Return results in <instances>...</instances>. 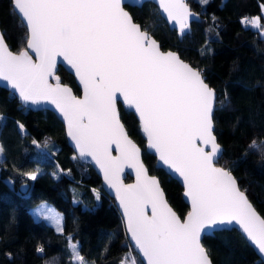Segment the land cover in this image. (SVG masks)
<instances>
[{
  "label": "snow or ice",
  "instance_id": "snow-or-ice-1",
  "mask_svg": "<svg viewBox=\"0 0 264 264\" xmlns=\"http://www.w3.org/2000/svg\"><path fill=\"white\" fill-rule=\"evenodd\" d=\"M12 4L27 26V49L35 53L36 61L26 50L10 51L0 33V79L8 81L22 101L49 100L60 110L80 155L91 156L116 190L128 231L148 264H211L201 244L202 231L233 222L264 253V218L257 215L231 171L217 167L221 147L213 135L216 96L200 70L175 53L161 51L124 10L123 0H12ZM159 4L180 24L181 32L188 28L191 13L184 0ZM251 23L260 27L259 18ZM57 57L75 70L83 99L61 86L58 77L56 85L48 83ZM117 94L139 114L149 148L183 178L192 205L183 221L169 207L158 179L141 163L140 149L120 121ZM112 145L118 157L111 155ZM256 146L255 141L249 145ZM125 163L136 168L135 185H123L119 179ZM70 247L79 264H85L76 246Z\"/></svg>",
  "mask_w": 264,
  "mask_h": 264
},
{
  "label": "trees",
  "instance_id": "trees-1",
  "mask_svg": "<svg viewBox=\"0 0 264 264\" xmlns=\"http://www.w3.org/2000/svg\"><path fill=\"white\" fill-rule=\"evenodd\" d=\"M188 2L202 20L193 22L182 40L155 4L127 8L163 49L177 51L217 92L215 134L223 147L218 164L234 174L264 217V36L245 23L262 17L264 0ZM0 27L12 50L26 48L28 30L12 0H0ZM58 75L81 94L72 74L60 67ZM120 112L130 136L143 148L150 173L160 178L170 204L184 217L189 206L183 187L156 167L136 115L121 105ZM253 141L257 146L250 148ZM0 147V264H79L70 237L79 242L85 264H130V244L115 200L93 167L76 157L65 126L52 111L26 108L0 88ZM24 183L29 184L26 193L20 190ZM42 201L63 213V233L35 219L32 207ZM203 243L213 264H264L235 229L215 232Z\"/></svg>",
  "mask_w": 264,
  "mask_h": 264
},
{
  "label": "water",
  "instance_id": "water-1",
  "mask_svg": "<svg viewBox=\"0 0 264 264\" xmlns=\"http://www.w3.org/2000/svg\"><path fill=\"white\" fill-rule=\"evenodd\" d=\"M189 0H184V3L187 5V8L188 10L190 11L191 13V16L187 18V23H188V28L185 29L183 32H181V26L179 23H177L176 21L174 20H171L169 19L168 15L166 12H164V10L160 7V4H159V0H123V4L122 6L124 7V10L126 12H128L130 14V16L132 17L133 19V22L140 25V23L136 22L130 12V10L127 8V6H131V7H142L145 3L147 2H151L153 4H155L157 6V8L159 9V12L161 14V16L164 18V20L167 22V24L169 25L170 29L171 30H175L177 32V35L179 37L180 40H182L188 33H191L192 32V23L193 22H196V21H201L202 18H201V15L198 14L197 12H195L191 5L189 4L188 2ZM14 8V7H13ZM15 12L17 13V10L14 8ZM17 15L20 17V19L22 20L21 16L17 13ZM22 22L24 23V21L22 20ZM25 24V23H24ZM26 26V24H25ZM27 27V26H26ZM141 29L144 30V31H147L145 29L142 28V26L140 25ZM28 30V29H27ZM0 33L3 34L2 32V29L0 27ZM147 33L149 34V36L154 39L157 44L159 45V48L161 51L163 52H172V53H175L180 60H182L184 63H187L189 64L191 67H193L194 69H198L196 67H194L192 64H190L189 62L185 61L181 56L180 54L175 51V50H172V49H168V50H165L162 48L160 42L150 33L147 31ZM3 40H4V43L7 45L8 49L10 51H12L14 54H18L19 52L21 51H27L28 54L32 57L33 61L35 62L36 61V55L35 53L31 50V49H27V45H26V48L19 51V52H16L14 50H12L10 48V46L8 45L5 37H4V34H3ZM60 67H63L66 71H68L70 74H72L74 77H75V80H76V83L77 85L79 86L80 90H81V94L78 95L76 94V92L74 91V89L66 84V83H63L62 81H60V78H59V75H58V70ZM199 70V69H198ZM202 74V77L205 81V83H207V81L205 80V77L203 75V73L201 72ZM57 77L59 78V83L61 84V86H66L68 87L70 90H71V93L72 95L76 96L78 99H83L84 97V88H83V84L80 82L79 80V77L75 74V70L71 68L70 65L67 64L66 61L63 60L62 57H57V63H56V68L54 69V74L50 77H48V83L49 84H52V85H56L57 83ZM208 84V83H207ZM208 86L210 87V85L208 84ZM0 88H5L7 89L8 91L12 92L13 94H15L18 99L20 100V102L22 103V105L26 108H29L33 111H40V110H49V111H52L59 119L60 121L63 123V125L65 126V131H66V137H67V141H68V144L69 146L73 149L76 157L81 160L83 163H86L88 165H91L93 167V169L96 171V173L99 175V177L101 178L102 180V187L104 189V191L110 196L112 197L114 200H115V203H116V206L120 212V215L123 219V222H124V226H125V231H126V234H127V239L129 241V244L132 246L133 250L138 254L140 260L142 261L143 264H148L147 262V258L143 255V253L141 252V250L139 249V247L136 245V242L135 240L132 238V235L131 233L128 231V228H127V218L124 214V208L123 206L121 205L120 203V200L117 198V194H116V190L112 187L109 186L108 182L106 181L105 179V176H104V173L103 171L100 169V166L95 162V160L92 159L91 156H81L80 153H79V150L76 148L75 146V141L72 140V138L68 135V126H67V122L63 116V114L60 112L59 109H57L55 107V105H53L51 103V101L49 100H39L37 103H32L31 101H28V102H25V101H22L19 97V93L14 89L12 88V86L9 84L8 81H5L3 79H0ZM211 88V87H210ZM213 89V88H211ZM214 90V89H213ZM214 93H215V96H216V104H215V110H216V105H217V92L214 90ZM118 95V99H117V102H116V108H117V112L119 114V117H120V121L121 123L124 125V128H125V131L127 132L129 138L133 141V143L140 149V155H139V159L141 161V163L144 165V167L146 168L147 170V174L151 177H156L159 181V184H160V187L162 188L163 192H164V198L165 200L167 201L168 205L170 208H172V210L181 218V221H183L189 212H191L192 210V205H191V200L190 198L186 197L185 195V185H184V182H183V178L180 177L178 174L172 172L167 165H164L162 161H160L159 159V156L158 154L155 152L154 149H151L149 148L148 146V139H147V134L143 131L142 129V122L139 118V114L135 111L134 108H131L129 107V105L123 100L122 97ZM120 105L127 111H131L133 112L139 123H140V126H141V130L146 138V151L153 154L155 157H156V167L157 168H160V169H164L172 178L176 179L180 185L183 187V198H184V201L187 203V205L189 206V212L184 216V217H181L178 212L174 209V207L170 204L168 198H167V195H166V192L161 184V181H160V178L157 176V175H154V174H151L146 163L144 162V158H143V148L130 136L123 120H122V117H121V112H120ZM215 110H214V113H213V135L216 137V134H215V123H214V114H215ZM216 141L217 143L220 145L221 147V153H220V156L218 158V162H219V159L220 157L222 156L223 154V147L222 145L218 142V139L216 137ZM206 150H210V146L208 149ZM111 155L113 157H118L120 155V153L118 151H116V147L115 145H112L111 146ZM217 167H222L221 165H219L217 163ZM232 173V172H231ZM232 175L234 176V174L232 173ZM131 177L132 180L130 181H127V178L128 177ZM234 178L236 179V177L234 176ZM119 179L120 181L122 182L123 185H135L137 183V172H136V168L135 167H131L129 166L127 163L123 164L122 166V170L120 171L119 173ZM237 181V185L238 187L240 188L241 191H243L249 202L252 204L253 208L255 209L257 215H259L261 218H264L262 216V214L258 211V209L256 208V206L254 205V203L250 200L249 196L247 195V193L241 189V187L239 186V183H238V180L236 179ZM29 189V184L28 183H24L23 185L20 186V190L23 192V193H26ZM147 211L149 213V215L151 214V206L149 205L148 208H147ZM237 230L245 239L246 241L249 243V245L254 249V251L256 252V254L259 256V258L261 259V261H263L264 263V253H261L259 251V249L247 238L246 234L242 231V229L239 227L238 224H236L235 222L231 223V224H223V225H218L216 227H213V228H208L204 231H202L201 233V244L202 246L205 248L206 252H207V255H208V258L211 262V264H213V261L209 255V252L208 250L206 249V247L204 246V243H203V239L206 237V236H209V235H212L214 234L215 232H218V231H222V230Z\"/></svg>",
  "mask_w": 264,
  "mask_h": 264
},
{
  "label": "rangeland",
  "instance_id": "rangeland-1",
  "mask_svg": "<svg viewBox=\"0 0 264 264\" xmlns=\"http://www.w3.org/2000/svg\"><path fill=\"white\" fill-rule=\"evenodd\" d=\"M257 18H259L260 27L253 26L252 23H251V26L255 29L260 30L261 35L264 36V8H263L262 17L261 16H254L252 18V21L254 19H257ZM32 212H33L36 220H38V221L44 220L47 223H49L50 225H52L58 232H60V233L64 232V216H63V213L58 208H56L52 203H50L48 201H42L39 204L32 207ZM57 221H59V225L57 224ZM70 244L76 246V251L79 253V256L82 257V255L80 253V249H79V242L72 240V238L70 237ZM71 249H72V247H71ZM72 251H73V249H72ZM130 254H131L130 264H133V262H134V264H139L137 259L135 258V255H134L131 247H130ZM73 257H74V251H73ZM74 260L79 263V261L76 260L75 258H74ZM84 260L85 259L83 258V261Z\"/></svg>",
  "mask_w": 264,
  "mask_h": 264
},
{
  "label": "built area",
  "instance_id": "built-area-1",
  "mask_svg": "<svg viewBox=\"0 0 264 264\" xmlns=\"http://www.w3.org/2000/svg\"><path fill=\"white\" fill-rule=\"evenodd\" d=\"M245 23H247V24H251V20L250 19H248V18H246L245 19ZM130 247H131V249L133 250V248H132V246L130 245Z\"/></svg>",
  "mask_w": 264,
  "mask_h": 264
}]
</instances>
